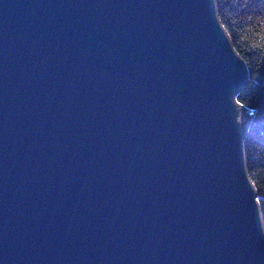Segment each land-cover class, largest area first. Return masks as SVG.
Listing matches in <instances>:
<instances>
[{"label":"water","instance_id":"water-1","mask_svg":"<svg viewBox=\"0 0 264 264\" xmlns=\"http://www.w3.org/2000/svg\"><path fill=\"white\" fill-rule=\"evenodd\" d=\"M247 78L216 0H0V264H264Z\"/></svg>","mask_w":264,"mask_h":264},{"label":"trees","instance_id":"trees-1","mask_svg":"<svg viewBox=\"0 0 264 264\" xmlns=\"http://www.w3.org/2000/svg\"><path fill=\"white\" fill-rule=\"evenodd\" d=\"M216 6L247 70V83L235 100L253 116L245 143L246 166L264 225V0H216Z\"/></svg>","mask_w":264,"mask_h":264},{"label":"bare ground","instance_id":"bare-ground-1","mask_svg":"<svg viewBox=\"0 0 264 264\" xmlns=\"http://www.w3.org/2000/svg\"><path fill=\"white\" fill-rule=\"evenodd\" d=\"M242 110V112H243V115H244V117H247V112L244 110V109H241Z\"/></svg>","mask_w":264,"mask_h":264},{"label":"rangeland","instance_id":"rangeland-1","mask_svg":"<svg viewBox=\"0 0 264 264\" xmlns=\"http://www.w3.org/2000/svg\"><path fill=\"white\" fill-rule=\"evenodd\" d=\"M249 113V112H248ZM250 114V113H249ZM251 115V114H250Z\"/></svg>","mask_w":264,"mask_h":264}]
</instances>
